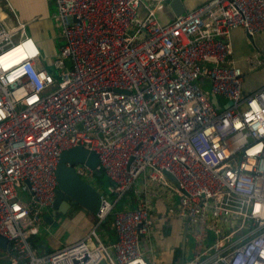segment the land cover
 <instances>
[{
    "label": "built area",
    "instance_id": "built-area-1",
    "mask_svg": "<svg viewBox=\"0 0 264 264\" xmlns=\"http://www.w3.org/2000/svg\"><path fill=\"white\" fill-rule=\"evenodd\" d=\"M168 1L56 0L63 42L48 56L23 23L0 22V255L10 264H148L154 192L167 200L163 220L180 218L193 237L181 264H264V83L243 91L229 37L264 31V0H207L162 20ZM74 146L95 152L111 182L94 216L114 215V255L94 229L41 254L30 243ZM128 191L137 205L118 208Z\"/></svg>",
    "mask_w": 264,
    "mask_h": 264
},
{
    "label": "crops",
    "instance_id": "crops-1",
    "mask_svg": "<svg viewBox=\"0 0 264 264\" xmlns=\"http://www.w3.org/2000/svg\"><path fill=\"white\" fill-rule=\"evenodd\" d=\"M148 1L151 2V0ZM183 1L190 9L207 0ZM162 15L167 17L166 13ZM0 22L5 27L23 23V29L21 28L19 32L24 31L25 34L31 36L37 42L40 50H47L52 53L63 42V35L59 41L55 38V35L58 34L55 29V22L58 27H61L62 32L56 0H0ZM28 24L31 25L30 32L27 28ZM229 37L232 40L235 59L244 69L243 90L251 91L264 83V64L259 61V52L264 53V31H259L253 37L246 34L243 28L238 26L231 29ZM256 65H259V68L254 70ZM141 180L142 177L138 178V182ZM136 205V193L128 191L117 207H135ZM167 207L166 198L161 193L154 192L151 215L155 218V222L150 232V244L145 240L142 246L148 264H175L176 262L181 264L183 259L191 255L194 240L190 245H186V235L189 233L180 218L173 217L170 220H163L162 215L166 213ZM46 209L49 211L45 212ZM113 217V214L108 215L97 226L94 212L91 210L71 208L66 213H62L52 206H44L39 231L32 235L33 243H35L33 247L38 254L45 253L64 243L83 238L94 229L99 239L109 245V251L114 255L111 246L116 239V232L112 224ZM56 220L62 221L61 227L54 228L52 224ZM97 228L100 230L97 231ZM91 237V243L97 242L94 235ZM0 257L6 258L2 255ZM95 264L108 263L102 257Z\"/></svg>",
    "mask_w": 264,
    "mask_h": 264
},
{
    "label": "water",
    "instance_id": "water-1",
    "mask_svg": "<svg viewBox=\"0 0 264 264\" xmlns=\"http://www.w3.org/2000/svg\"><path fill=\"white\" fill-rule=\"evenodd\" d=\"M162 8L167 14V18H170L188 9V5L183 0H169ZM210 99L216 107H221L216 95L211 94ZM76 163L88 165L95 173L101 172L98 168L99 159L95 152L89 151L83 146L65 149L61 153L55 170L57 186L52 207L66 213L67 210L80 205L82 206L81 209L91 210L95 213L102 193L76 172ZM165 173L171 181L177 184L172 173L168 170H165ZM10 246L9 244V251L14 253L10 250Z\"/></svg>",
    "mask_w": 264,
    "mask_h": 264
},
{
    "label": "rangeland",
    "instance_id": "rangeland-1",
    "mask_svg": "<svg viewBox=\"0 0 264 264\" xmlns=\"http://www.w3.org/2000/svg\"><path fill=\"white\" fill-rule=\"evenodd\" d=\"M150 5L153 6L154 2H151ZM140 9L142 11L143 7H141ZM163 13H165V11L162 8H160L158 11H156V16L157 17L159 16L162 20H165L167 17L162 15ZM27 28H28V30L30 32L31 25L28 24ZM55 29H56V32H58V34L55 35V38L59 41V39L62 37V32H61V27L60 26L58 27L56 22H55ZM50 53H51L50 51L42 50V55H44V56H48V55H50ZM259 56H260L259 57V61H261V64H264V53L263 52H259ZM255 62H256V60H255ZM44 63L46 64V67L49 69V71H53L52 66L47 63L46 59H44ZM258 68H259V65H256L254 67V70H257ZM199 82H200V84L202 86H205V87H207L208 84H209L208 79H206L204 77L199 78ZM220 99H221L222 104H224L225 101L223 100V98L221 96H220ZM98 168L101 171L99 174L98 173H93L91 171H87L82 177L85 180H87L88 182H90L101 193L104 192L105 194H109L110 190H111L110 180H109L108 176L106 175V173L104 171V168L101 165H99ZM27 195H28L27 193H23L24 197H26ZM77 207L80 208V209L82 208V206H80V205H77ZM47 211H49V210L46 209L45 212H47ZM93 221H94V217H93ZM52 225L54 226V228L61 227L62 221L56 220V221L53 222ZM99 230L100 229L97 228V231H99ZM192 240L193 239H192L191 235L187 234L186 235V241H185L186 245H190L192 243ZM0 263L1 264H10L9 261L6 258H4V257H0ZM175 264H178V262H176Z\"/></svg>",
    "mask_w": 264,
    "mask_h": 264
},
{
    "label": "trees",
    "instance_id": "trees-1",
    "mask_svg": "<svg viewBox=\"0 0 264 264\" xmlns=\"http://www.w3.org/2000/svg\"><path fill=\"white\" fill-rule=\"evenodd\" d=\"M94 172V171H93ZM95 173V172H94ZM111 183V182H110ZM29 240H30V243L32 244V246L35 244V243H33L34 241H33V236L31 235V237L29 238Z\"/></svg>",
    "mask_w": 264,
    "mask_h": 264
},
{
    "label": "clouds",
    "instance_id": "clouds-1",
    "mask_svg": "<svg viewBox=\"0 0 264 264\" xmlns=\"http://www.w3.org/2000/svg\"><path fill=\"white\" fill-rule=\"evenodd\" d=\"M257 212H259L260 211V205L259 204H257L256 205V209H255ZM98 225V224H97ZM67 243H69V242H67ZM65 244V243H64Z\"/></svg>",
    "mask_w": 264,
    "mask_h": 264
},
{
    "label": "flooded vegetation",
    "instance_id": "flooded-vegetation-1",
    "mask_svg": "<svg viewBox=\"0 0 264 264\" xmlns=\"http://www.w3.org/2000/svg\"><path fill=\"white\" fill-rule=\"evenodd\" d=\"M92 171H93V169L91 170V172H92ZM83 175H84V174H83ZM83 175H82V176H83ZM48 206H52V204H51V205H48ZM75 208H78V207H75Z\"/></svg>",
    "mask_w": 264,
    "mask_h": 264
},
{
    "label": "bare ground",
    "instance_id": "bare-ground-1",
    "mask_svg": "<svg viewBox=\"0 0 264 264\" xmlns=\"http://www.w3.org/2000/svg\"><path fill=\"white\" fill-rule=\"evenodd\" d=\"M153 1H155V0H151V2H153Z\"/></svg>",
    "mask_w": 264,
    "mask_h": 264
}]
</instances>
